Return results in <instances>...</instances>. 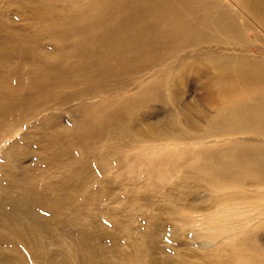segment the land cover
Returning a JSON list of instances; mask_svg holds the SVG:
<instances>
[{"label":"bare ground","instance_id":"1","mask_svg":"<svg viewBox=\"0 0 264 264\" xmlns=\"http://www.w3.org/2000/svg\"><path fill=\"white\" fill-rule=\"evenodd\" d=\"M62 2L76 5L77 10L64 15L60 0H56L27 12L40 20V36L54 55L43 58V66L25 93L0 92V128L13 121L20 123L40 110L49 111L50 117H61L77 109L88 112L90 107L84 101L99 100L87 115L90 128L80 129L79 135L75 130L71 138L50 132L46 142L40 141L45 144L39 147L42 159L53 165L65 153L51 150L47 140L67 143L69 139L73 145L69 151H75L77 136L98 135L110 119L125 120L110 131L112 134L131 138L137 130H130V126H135L137 119L145 120L164 111L174 113L178 119L165 123L173 130L174 138L182 136L192 144H208L205 148L188 147L187 152L181 149L183 157L174 158L173 165L185 157L191 162L187 168L192 184L186 188L203 191L202 200L206 196L213 206L245 199H255L259 204L258 212L236 219L234 229L239 230L238 236L227 235L229 228L225 229L224 223L231 217L220 210L225 222L216 234L210 229V239L231 241L222 245L223 250L230 252L236 249L238 240L248 241L251 264H263L264 243L261 245L258 239L264 238V0ZM252 30L256 38L250 40ZM189 64L197 66L199 74H212L211 90L218 96L219 105L213 115L209 113L211 116L197 113L201 108L181 101L185 93L181 87L186 83L183 77ZM200 65L204 68L200 69ZM135 87L138 96L122 95ZM74 102L75 106H71ZM134 110L129 126L127 122ZM193 115L198 120L190 117ZM157 120L162 126L163 119L157 116ZM179 123L186 126L184 132L177 129ZM168 129L164 139L170 140L172 133ZM175 148L173 152L177 151ZM203 152L205 156L200 161L197 158ZM28 179L25 175L20 180L25 183ZM13 181L9 178L8 183ZM67 184L70 183L58 179L53 188L42 194L45 202L27 198V212L21 213L32 215L34 224L41 222L37 213L31 211L35 205H44L41 207L45 217L55 216L64 202L70 207L68 201L74 193ZM11 186L18 187L15 183ZM22 188L28 190L26 184ZM195 193L197 197L201 194ZM250 221L253 223L247 228Z\"/></svg>","mask_w":264,"mask_h":264},{"label":"rangeland","instance_id":"2","mask_svg":"<svg viewBox=\"0 0 264 264\" xmlns=\"http://www.w3.org/2000/svg\"><path fill=\"white\" fill-rule=\"evenodd\" d=\"M62 1L64 15L77 10L71 2L66 6ZM52 3L56 0H0V92L4 95L9 90L25 93L43 66V58L54 55L40 36V20L27 13ZM250 34V40L256 38L253 30ZM196 67L189 64L183 77L186 83L181 87L185 91L181 101L201 108L197 113L211 116L219 105L218 96L211 90L212 74H199ZM122 95L138 96L137 88ZM84 103L91 110L99 100ZM89 111L77 109L50 117L49 111L40 110L20 123L13 121L0 128V264H251L248 241L238 240L236 249L230 252L222 245L232 242H215L209 231L213 229L211 233L216 234L221 230L225 220H221L219 211L225 210L231 217L224 223L225 229L229 228L226 233L238 236L236 219L258 212L259 204L255 199H245L213 206L206 196L202 200L203 191L186 188L192 184L187 168L191 162L184 155L182 162L173 165L174 158L183 157V149L187 152L188 147L205 148L208 144H192L182 136L174 138L173 130L165 125L178 119L174 113L157 115L163 119L162 126L154 116L137 119L131 127L134 110L127 122L130 130H137L131 138L112 134L114 127L125 120L110 119L98 135L77 136L75 151H69L73 146L69 139L67 143L47 140L51 150L65 153L59 162L47 165L39 150L45 144L40 141L54 132L71 138L77 130L79 135L80 129L90 128L86 121ZM190 117L198 120L195 115ZM185 128L182 123L177 126L183 132ZM166 129L172 133L170 140L164 139ZM204 156L203 152L197 159L202 161ZM25 175L29 179L24 183L20 179ZM9 178L18 187H12ZM58 179L70 183L67 188L74 193L68 201L70 207L64 202L60 210H54L55 216L45 217L44 205H35L31 211L43 224H33L32 215L21 213L27 212L25 200L45 202L42 194ZM25 184L28 190L22 188ZM195 192L201 194L197 197ZM252 223H246V227ZM262 230L263 233L264 226ZM258 242L262 245L264 238Z\"/></svg>","mask_w":264,"mask_h":264}]
</instances>
